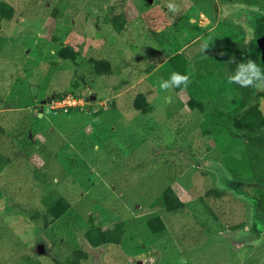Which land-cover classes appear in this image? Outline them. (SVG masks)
I'll return each instance as SVG.
<instances>
[{"label":"rangeland","instance_id":"rangeland-1","mask_svg":"<svg viewBox=\"0 0 264 264\" xmlns=\"http://www.w3.org/2000/svg\"><path fill=\"white\" fill-rule=\"evenodd\" d=\"M0 2L14 9L10 21L0 18V154L10 161L0 172V264H75L77 251L87 256L78 264H264L255 188L220 160L242 144L215 114L233 109L236 65L228 60L242 61L243 10L263 11L264 0ZM120 14L119 31L104 23ZM61 47L80 54L78 69L55 57ZM176 54L186 61L187 88L160 90L158 81L181 67L170 60ZM90 59L114 73L96 76ZM214 71L221 76H197ZM54 93L81 95L83 110L52 113L42 102ZM138 94L145 113L134 108ZM190 97L201 111L187 107ZM167 187L180 211L152 205ZM211 189L225 191L206 201L215 218L199 201ZM48 190L70 204L59 220L41 203ZM154 216L165 227L157 234L146 225ZM90 221L104 230L123 222L120 244L92 249L83 236Z\"/></svg>","mask_w":264,"mask_h":264},{"label":"trees","instance_id":"trees-1","mask_svg":"<svg viewBox=\"0 0 264 264\" xmlns=\"http://www.w3.org/2000/svg\"><path fill=\"white\" fill-rule=\"evenodd\" d=\"M110 10L111 12L109 13H112V8ZM13 16L14 9L7 3L0 2V18L5 21H10ZM123 18L124 17L121 14L118 17L114 15L113 17L106 16L104 23L110 24L116 31H119L120 23L123 22ZM243 20L245 24L246 37L237 42V53L242 61H246L248 59L257 61L262 71H264V57L260 53V47L264 43V10L257 11L244 9ZM1 42H5V39L2 37H0V52L3 49ZM230 50L231 46L226 45L222 49V52L224 55H227ZM55 57L61 63L70 64L74 69H78L80 67V54L73 49L61 47L55 53ZM170 60H180L179 63L181 64V67L178 73L181 75H187L185 69L186 61L183 57L176 54ZM89 62L96 76H109L115 71L114 67H111L110 63L106 60L90 59ZM197 76L198 78L209 77L210 79L221 76V74L214 71L206 72L202 75L199 74ZM78 86V82H74L72 85L75 90ZM186 88L184 85H181L180 87L172 88V91L180 93ZM232 88L234 93L231 101L233 109L228 112L216 111L215 114L219 119L221 127L228 133V135L234 140L241 141V152L226 153L220 157V160L226 171L231 174L234 180L253 185V188H255V199H251V201H253L256 205H260V207H258V212H260V214L264 217V106L261 107L259 104V99H264V88H258L255 86L241 88L236 84H232ZM66 94L68 93H54L51 94L50 98L52 101H56L64 98ZM75 97L82 99L79 94H75ZM133 105L137 111H141L143 113L147 112L148 106L143 95L138 94L133 101ZM187 107L190 109L197 108L199 111L202 110V105L194 101L192 97L188 99ZM81 109L83 110V108L79 106L71 107L68 112L71 110L80 111ZM50 111L55 113L59 110L50 109ZM89 112L92 115H98L102 112V110H98L96 112L89 110ZM206 133L207 131L204 130V134ZM9 162V159L0 154V172L9 164ZM49 187L50 185H47V188ZM224 196L225 191L220 189H211L204 195V197L200 198L199 201L207 212L215 218L216 215L213 213L212 207H210V205L208 206L206 201H218ZM41 203L54 221L59 220L70 209V204L54 190H48L42 197ZM152 205L156 208L162 209L166 213L177 212L184 208V204L180 201L173 189L169 187L160 192ZM146 225L153 234L160 233L165 228L164 223L159 216L149 218ZM240 225L242 226V223ZM241 226H231V229L236 230ZM124 233L125 225L123 222L114 224V227L111 230H104L99 227H94L92 221H90L83 236L87 244L92 249H96L107 244L119 245ZM73 255L77 259L75 264H78L79 260H86L87 258V256L80 251L74 252Z\"/></svg>","mask_w":264,"mask_h":264},{"label":"clouds","instance_id":"clouds-1","mask_svg":"<svg viewBox=\"0 0 264 264\" xmlns=\"http://www.w3.org/2000/svg\"><path fill=\"white\" fill-rule=\"evenodd\" d=\"M168 7L170 11L176 10V6L173 4H169ZM228 63L236 65L235 70L230 72L228 76L229 84H236L241 88H248L251 86L264 88V71H262L257 61L248 59L246 61L237 62L235 57H230ZM188 83L189 77L187 75L172 72L169 79H161L158 81V86L160 90L167 91L175 87H180L181 85H184L186 88ZM180 264H187V260L182 257L180 259Z\"/></svg>","mask_w":264,"mask_h":264},{"label":"built area","instance_id":"built-area-1","mask_svg":"<svg viewBox=\"0 0 264 264\" xmlns=\"http://www.w3.org/2000/svg\"><path fill=\"white\" fill-rule=\"evenodd\" d=\"M79 102H82V99H74L69 93L65 95L64 98L56 101H51L49 104V108L51 110H59L63 113H67L69 108L71 107H77L80 104ZM80 107V106H79Z\"/></svg>","mask_w":264,"mask_h":264},{"label":"water","instance_id":"water-1","mask_svg":"<svg viewBox=\"0 0 264 264\" xmlns=\"http://www.w3.org/2000/svg\"><path fill=\"white\" fill-rule=\"evenodd\" d=\"M147 3H151L152 2V0H145ZM263 29H264V21H263ZM260 53H261V55L264 57V43H263V45L260 47ZM95 99V97L94 96H91L90 97V101H93ZM51 103V99H50V96H46V99L42 102V104H50Z\"/></svg>","mask_w":264,"mask_h":264}]
</instances>
